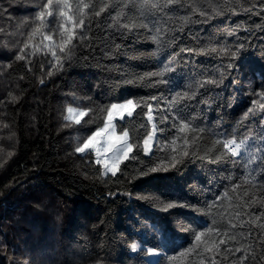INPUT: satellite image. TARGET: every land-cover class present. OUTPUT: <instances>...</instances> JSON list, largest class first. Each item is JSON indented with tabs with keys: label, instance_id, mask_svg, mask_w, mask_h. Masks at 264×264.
I'll return each instance as SVG.
<instances>
[{
	"label": "trees",
	"instance_id": "1",
	"mask_svg": "<svg viewBox=\"0 0 264 264\" xmlns=\"http://www.w3.org/2000/svg\"><path fill=\"white\" fill-rule=\"evenodd\" d=\"M43 2L0 0V264H264L261 0H179L167 7L166 0H68L65 18L55 9L34 32ZM61 23L74 32L66 53L59 50L67 38ZM153 35L168 41L157 50ZM225 45L226 52L195 54ZM187 48L194 53L181 51ZM174 54L164 83L125 82L162 68ZM209 73L223 80L207 86L213 95L200 87ZM152 96L163 98L158 106ZM128 99L152 103L156 129L167 131L155 130L145 155L148 108L133 107L115 129L127 133L135 159L124 160L115 177L104 175L92 152L75 149L104 125L111 104ZM69 107L87 112L80 124L65 119ZM177 111L192 121L184 131L179 119L173 125ZM227 139H247L239 156L216 143ZM172 156L184 162L171 168ZM166 160L169 171L139 174ZM221 165L230 167L229 178ZM159 194L200 210L176 208L173 216L139 199ZM197 232L204 233L200 241Z\"/></svg>",
	"mask_w": 264,
	"mask_h": 264
},
{
	"label": "snow or ice",
	"instance_id": "2",
	"mask_svg": "<svg viewBox=\"0 0 264 264\" xmlns=\"http://www.w3.org/2000/svg\"><path fill=\"white\" fill-rule=\"evenodd\" d=\"M179 0H166V4L164 5V7H167L169 5H172L174 3H178ZM261 3L264 4V0H261ZM69 7L68 5V0H46V2H43L41 5V11H39L36 14V20L39 21V26L34 30V32H39L41 28L45 27L46 25V21L48 17H51L54 15V10L55 9H60L59 10V17L61 18H65L66 17V12L65 9H67ZM153 8H156L157 5L153 4L152 5ZM105 11V8H101L100 12ZM262 11H264V9H262ZM100 12H97L96 15L99 16ZM220 13L217 12V15H219ZM201 16H207V13L204 11L200 12ZM67 22H73V16H67L66 19V23ZM84 24V20L83 18L80 19L79 24H76V27H80L81 25ZM123 27L127 28L128 25H122ZM145 27L147 26L146 24L144 25ZM60 28L64 29L65 32L67 33V38L66 40H64V43L62 45L59 46V50L61 53H66L67 52V46L71 45L72 40H73V36H74V32L72 29H66L65 28V24L61 23L60 24ZM63 35V34H62ZM229 35L231 36H235V32L231 31L229 32ZM46 40L50 39L49 36H45L44 37ZM151 40L157 44V50H159V47L163 44H166L168 41L167 37H163V36H157V35H153L150 37ZM177 39V37H172V41L174 42ZM216 45H219V41L215 42ZM121 45L117 44L116 45V49H120ZM181 51H187L189 53H194V49L191 48H187V49H181ZM227 51V46L225 45L224 47H218V46H212L210 48L207 49H200L199 52H195L196 55H211V54H216L218 52H226ZM53 56H56V53L53 51ZM154 55V53H153ZM176 55L179 54H174L172 58L169 59V61L167 63H164L162 68L158 67L156 70L154 71H150V72H145L143 74H136V78L135 79H126L125 82L126 83H137V82H143L145 80H152V78L156 77L159 78L157 80L154 81V86L155 84H160V83H164L165 82V78H166V74L170 73L172 71H174L173 68V63L175 61V57ZM232 55L234 56L235 53H232ZM20 59H23L24 57L21 56L19 57ZM188 61H185V64H187ZM53 67H56V65H53ZM62 67V65H61ZM234 66L232 63H229L227 65V69H232ZM49 75H51V73H49ZM210 78L205 79L201 84L200 87L201 88H205V92L209 95H213L212 90L207 88L208 85H213L215 87H220V85L223 83V80L220 79L218 80L217 78H215L214 76H212V74H207ZM260 95H262V97H264V93H261ZM196 96V93H193L192 95H188L187 93H185V98L189 99V100H193ZM152 101H156L157 106L160 104L161 100L163 99L162 97H156V96H152L150 98ZM147 104V108H148V114H147V119L148 121L151 123L153 120V116L151 115L152 111H153V104L150 102H147L143 99H141L140 101L135 102L132 99H128L126 100L125 103L123 104H111L110 107L107 108V119L105 121L104 127L99 129L96 132H93L91 136L88 137V139H86L83 144L79 147H77L75 149V151L77 153H85V151L87 149H95L96 144L99 143L98 138L106 133L110 128H113L111 121L113 118V112L119 110V115L121 116V118L124 116V110L128 109L130 107H142L144 104ZM253 104H256V101H253ZM187 107V106H186ZM229 107H231V105H229ZM259 107L261 109H264V103L260 104ZM67 111L69 113L74 112V109L72 107H69L67 109ZM254 111L253 108H249L247 110V112L244 114L245 118ZM87 114L86 111H81L79 113V116L75 117L74 122L75 124H80L81 123V117L85 116ZM133 112L132 111H128L127 115L128 116H132ZM65 119H73L72 117H65ZM173 125H175V121L177 119L180 120V126H179V130L180 131H184L186 128L189 127V125L192 123V121H188L187 123L184 120V117L182 115V113L180 111H177L173 117ZM196 117L194 116L192 118V120H195ZM168 120V116L166 115L164 117V122L167 123ZM194 127V126H193ZM153 128L157 131H159L160 133H165L167 131V129L165 128H159L156 129V125H153ZM113 135H114V129H113ZM155 136V132H150L148 133L147 138L144 139L143 144H144V153L145 155H150L151 151H152V144L150 143V141L153 140ZM127 133H124L123 137H115L116 140H124V144L119 147L116 148V145L114 143H110L107 147H105L103 149V152L107 153V152H113V149H115V152L113 154V156L111 157V163H109L108 160H101V159H97L96 163L97 164H102L105 171H104V175H107L108 173H111L112 176H116L117 172L120 170L119 169V165L126 159H135L134 156L130 157V153H132L133 150V145L127 142ZM175 142V141H173ZM216 143H223V147L225 149H229V146L231 145V152L230 155L231 157L235 158L237 156H239L241 154V150L242 148L247 144V139L245 140H241L240 142H235L233 139H227L226 141H220L217 140ZM99 151L97 149V152L99 154ZM185 156L189 155V153L185 152L184 153ZM261 159H264V153H262V157ZM221 160L220 156H217L215 159H208V163H217ZM169 161H162L161 164L156 165L154 167H147V165H145L144 167H142L139 170V174L141 176H147L150 175L151 173H157V172H167L170 170V168L167 166ZM184 161L182 159H178L175 156H172L170 158V164H171V168H176L178 164H182ZM236 162V161H233ZM254 161H249L248 163H253ZM245 166H247V164H245ZM146 169V170H145ZM255 169H253L254 171ZM161 196H164L165 198L163 200L160 199ZM139 199H143L146 201H152L155 202L159 205V210L161 212L164 213H168L169 215H173L176 216L178 215V213L172 212L171 210L176 209V208H192L194 211H199L200 209L194 208L187 200H184V202H180V199L177 198L176 202H170V198L165 196V195H161L159 194V196H155V197H150V196H141L139 197ZM216 200L219 199V197L217 196L215 198ZM207 204V206L209 208L212 207V204H209L208 202H205ZM206 227H208V231L212 232L214 229L212 227H209L206 225ZM186 231H191L190 229H186ZM219 233H217L218 235ZM204 233L202 232H197L195 234V240L196 241H200L201 240V236H203ZM131 249L133 251L137 250V245L135 243L131 244ZM191 251V249L189 250ZM206 251H212L211 249L206 248ZM237 251H239V249H237ZM213 264H215V262L213 261Z\"/></svg>",
	"mask_w": 264,
	"mask_h": 264
},
{
	"label": "rangeland",
	"instance_id": "3",
	"mask_svg": "<svg viewBox=\"0 0 264 264\" xmlns=\"http://www.w3.org/2000/svg\"><path fill=\"white\" fill-rule=\"evenodd\" d=\"M123 103H125V102L118 103V104H123ZM73 109H74V112H72V113H69V112H68V113H67V117H72V118H73V119H70V120H74L75 117L79 116V113L81 112V111L78 110V109H75V108H73ZM128 111H133V107H130V108H128V109H125V110H124V116H123L122 118L128 116V115H127ZM147 114H148V112H147ZM147 114H146V118H147ZM151 115H152V113H151ZM122 118H121V116L119 115V110L114 111V112H113V118H112V121H111V124H112L113 128H110L106 133L102 134V135L98 138L99 143L96 144L95 149H87V150H86V151H90V152H92V153L94 154L96 161H97V159H101V160H108L109 163H111V157L113 156V154H114V152H115V149H113V152H107V153L103 152V149H104L105 147H107L110 143H114V144L116 145V148H119V147H121V146L124 144V140H123V139H122V140H116V139H115V137H123V136H124V133H117V132H116V129H115V121H116L117 119H120V120H121ZM106 119H107V118H106ZM147 120H148V119H147ZM148 122H149V121H148ZM149 123H150V122H149ZM104 124H105V123H104ZM150 125H151V127H152L151 132H155V129L153 128V125H154L153 120H152V122L150 123ZM103 127H104V125H103L102 127H100L99 129H101V128H103ZM99 129H98V130H99ZM113 129H114V135H113ZM98 130H97V131H98ZM146 138H147V137H146ZM155 138H156V132H155V136H154L153 140L150 141V143H151L152 145H153L154 142H155ZM126 139H127V142H128V138H127V137H126ZM128 143H129V142H128ZM97 149L100 150V151H99V154H98V152H97ZM143 149H144V144H143ZM101 165H102V164H101ZM102 167H103V165H102ZM103 170L105 171L104 167H103ZM220 171L223 173V175H224L226 178H229V176H230V167H229L228 165H221V166H220ZM158 255H159V252H157V251H155V252H151L150 257H149V260H150V261H154V260L157 258Z\"/></svg>",
	"mask_w": 264,
	"mask_h": 264
},
{
	"label": "built area",
	"instance_id": "4",
	"mask_svg": "<svg viewBox=\"0 0 264 264\" xmlns=\"http://www.w3.org/2000/svg\"><path fill=\"white\" fill-rule=\"evenodd\" d=\"M231 148H232V146L230 145V146H229V149H228L230 152H231Z\"/></svg>",
	"mask_w": 264,
	"mask_h": 264
}]
</instances>
